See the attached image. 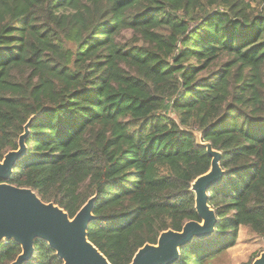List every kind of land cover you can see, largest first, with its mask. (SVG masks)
Listing matches in <instances>:
<instances>
[{"label":"trees","instance_id":"trees-1","mask_svg":"<svg viewBox=\"0 0 264 264\" xmlns=\"http://www.w3.org/2000/svg\"><path fill=\"white\" fill-rule=\"evenodd\" d=\"M32 117L7 183L70 218L95 196L87 238L110 264L199 221L211 157L192 133L224 173L214 235L176 264H223L241 228L264 240V0H0V161ZM25 264L62 261L36 239Z\"/></svg>","mask_w":264,"mask_h":264},{"label":"water","instance_id":"water-1","mask_svg":"<svg viewBox=\"0 0 264 264\" xmlns=\"http://www.w3.org/2000/svg\"><path fill=\"white\" fill-rule=\"evenodd\" d=\"M33 119L24 125L18 148L7 152L0 161V245L9 241L19 245L21 252L11 264L27 263L34 254L36 239L44 241L62 264H110L87 238L89 224L95 220V196L70 218L57 205L44 203L31 189L7 183L16 162L26 156L25 139ZM192 134L197 145L211 157L208 172L198 176L190 185L199 221L186 222L180 232L167 230L160 233L156 243L138 249L129 264H176L182 248L194 240H207L215 233L217 218L208 204L207 190L222 180L221 154L210 143L202 142L200 133ZM251 264H264V251Z\"/></svg>","mask_w":264,"mask_h":264},{"label":"rangeland","instance_id":"rangeland-1","mask_svg":"<svg viewBox=\"0 0 264 264\" xmlns=\"http://www.w3.org/2000/svg\"><path fill=\"white\" fill-rule=\"evenodd\" d=\"M264 251V240L239 229L235 245L227 250L223 264H248Z\"/></svg>","mask_w":264,"mask_h":264}]
</instances>
